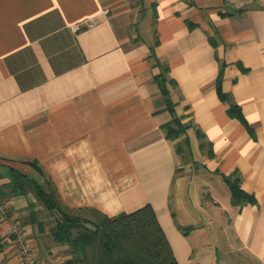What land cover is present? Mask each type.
Instances as JSON below:
<instances>
[{"label": "crops", "instance_id": "0c3cea01", "mask_svg": "<svg viewBox=\"0 0 264 264\" xmlns=\"http://www.w3.org/2000/svg\"><path fill=\"white\" fill-rule=\"evenodd\" d=\"M45 179L74 210L150 204L179 264H264V0H0V264L13 221L74 257Z\"/></svg>", "mask_w": 264, "mask_h": 264}, {"label": "trees", "instance_id": "16d2710c", "mask_svg": "<svg viewBox=\"0 0 264 264\" xmlns=\"http://www.w3.org/2000/svg\"><path fill=\"white\" fill-rule=\"evenodd\" d=\"M167 105L171 106L169 101ZM174 122L181 126L179 132L171 126ZM182 126L175 117L164 124L170 138H175ZM177 149L181 151L180 146ZM229 184L234 201L254 200L236 182ZM50 192L48 195L36 186L40 201L55 215L52 236L59 242L68 243L72 249L74 257L67 264H179L150 204L114 216L88 208L95 212L91 219L74 215L69 210L72 208L61 206L54 189Z\"/></svg>", "mask_w": 264, "mask_h": 264}, {"label": "built area", "instance_id": "2783aa9c", "mask_svg": "<svg viewBox=\"0 0 264 264\" xmlns=\"http://www.w3.org/2000/svg\"><path fill=\"white\" fill-rule=\"evenodd\" d=\"M85 23L86 25L90 26L94 24V20L91 19ZM80 25V23L74 24L73 28L78 29ZM0 209L2 212H5V207L3 204H0ZM10 234L12 236L13 245L19 255L21 264H42V262L37 258V255L30 245V242L19 222H12Z\"/></svg>", "mask_w": 264, "mask_h": 264}, {"label": "rangeland", "instance_id": "374dc122", "mask_svg": "<svg viewBox=\"0 0 264 264\" xmlns=\"http://www.w3.org/2000/svg\"><path fill=\"white\" fill-rule=\"evenodd\" d=\"M171 126L176 130V132H179V130L181 129V126H178L175 122ZM178 146H180L181 149H182V148L185 147V144L183 142H179ZM37 188H40L41 190H44L45 193H47L48 195H50L51 194L50 191H52L51 186L48 184L46 179L44 180L43 184H38ZM69 210L74 215H79V216L85 215L86 217L91 218V219H94V217H95V212L94 211L81 210V209H79V210H77V209H75V210L74 209H69Z\"/></svg>", "mask_w": 264, "mask_h": 264}]
</instances>
